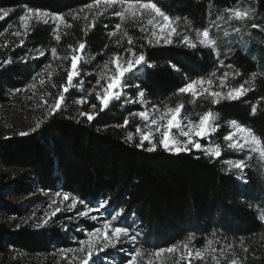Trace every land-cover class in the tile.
<instances>
[{"label":"trees","instance_id":"16d2710c","mask_svg":"<svg viewBox=\"0 0 264 264\" xmlns=\"http://www.w3.org/2000/svg\"><path fill=\"white\" fill-rule=\"evenodd\" d=\"M152 2L176 21L178 32H186L193 41L197 31L216 25L215 19L226 17L229 8L249 12L246 20L234 23L258 27L264 24V0ZM89 3L94 0H0V8L15 9L0 23V33L8 24L18 23L19 16L28 7L63 14L71 27L61 29L59 42L52 34L53 25L33 20L28 28L27 44L44 51L49 58L52 47L57 48L58 54L68 55L69 46L77 48L84 42L87 54L93 56L88 73L94 65L123 53L131 36L137 52L140 44L145 45L143 51L151 67L132 77L130 96L136 98L138 91H143L152 107L183 102L185 117L193 120L211 110L218 127L200 142L204 147L220 143L223 155L214 159L196 150L171 154L159 144L152 152L147 151L148 143L143 149L137 147L136 129L141 123L136 113L142 109L137 103L122 106V101H114L100 111L98 101L92 96L90 104H97L98 115L91 122L72 107L49 116L50 105L48 108L38 105L34 107L37 117L34 124H41L37 132L27 136L14 134L0 142L1 167L21 170L8 184L10 194L25 196L36 186L51 192H67L88 205L106 201L108 215H118L115 225L140 233L135 247L142 255L137 264H185L179 260L183 244L187 243L195 252L206 249L208 240L213 241L212 246L218 251L222 245H231L241 264H264V219H261L264 217V160L245 151L229 149L228 142L223 140L231 131V122L236 121L264 142V27L253 28L254 36L242 32L252 38V41L245 40V47L237 42L236 30L228 31L222 39L215 36L216 46L212 49L200 46L188 49L175 38L172 45L156 44L155 40L153 45H148L145 36L151 38V26L147 25V18L143 26L149 32H140V24L114 15L121 6L100 5L89 11L85 9ZM75 16L80 19H74ZM93 19L95 26L89 28ZM116 23L121 24V29L113 37L110 33ZM214 53H218V59ZM220 60L224 61L223 65L219 64ZM39 63H12L1 68L0 101H8L5 89L24 86L33 77V66L38 67ZM68 68L66 63L47 84L51 86L50 104L55 103V95L66 84ZM225 72L228 73L226 87L220 89L219 77ZM200 77L213 78L217 85L213 90L227 93L243 83L249 91L239 100H224L216 105L204 97L193 100L189 95L177 94L179 87ZM129 135L134 136L131 141L127 139ZM238 160L245 161L243 172L233 167L232 161ZM241 242L247 252L241 249ZM53 245H67L56 227L34 229L20 224L8 234L0 228V264L16 263L7 257L6 247L36 254L51 251ZM172 245L177 246V253L155 254ZM232 252L228 253L229 260ZM192 264L213 262L193 260Z\"/></svg>","mask_w":264,"mask_h":264},{"label":"snow or ice","instance_id":"6c2138e0","mask_svg":"<svg viewBox=\"0 0 264 264\" xmlns=\"http://www.w3.org/2000/svg\"><path fill=\"white\" fill-rule=\"evenodd\" d=\"M103 5L105 7L121 6V10L115 11L114 15L122 20H129L134 23H138L140 32L148 33L149 29L143 26V21L146 19L148 26H151L150 37L147 35L145 39L148 45H153V40L156 44L161 42L165 45H172L175 40L188 49H197L198 46L205 49H212L216 46V41L210 35V27H205L201 31L196 32V41L190 38L186 32H178L179 25L170 16H168L157 3L152 2V0H94V3H89L85 5L86 10H92L93 8H98V6ZM15 11L14 8H0V21L5 20L9 15ZM228 13L230 18L236 20H244L249 16L248 11H239L233 8H229ZM99 15V12L96 13ZM74 19H80L79 16H75ZM87 21V17H84ZM179 18H177L178 20ZM36 21L37 23H43L44 25L51 24L52 34L57 42L61 40V29L70 28L71 24L68 23L63 14H50L46 11H41L40 9H33L28 7L22 15L19 16V22L25 30L28 29L31 21ZM95 20L88 24V27H94ZM255 28L256 25L253 24ZM115 30L110 33L111 36H117V32L121 29V24L116 23L114 25ZM238 31V30H237ZM20 35L19 32L15 33ZM23 45L24 41H20ZM127 47L124 49L123 53H117L111 57L109 62L103 64L105 70L109 69V63L114 65L111 69L112 74L105 76L102 72L99 79H97L96 84L101 87V91L95 92V98L100 105V111L107 108L113 100H120L122 95V89L128 79L133 76L139 75V69L141 66L151 67L146 58L145 52L143 51L144 44H140V51L137 52L135 45L133 44L132 37L129 36L127 39ZM72 52L70 56V69L67 71L66 84L63 86L62 90L59 92L58 97L54 104L49 108V116L54 115L57 110L61 108L62 102L65 100V94L68 93L72 87L74 78H78L81 73L79 70V64L81 62V53L86 48L84 42L79 43L78 48H71ZM39 52V57L45 56V52L42 50H37ZM51 57L53 59H61L59 57L57 48L52 47L50 50ZM214 56L218 59V53H214ZM35 57V58H39ZM7 63V61L5 62ZM224 61L220 60L219 64L223 65ZM50 67V65L45 66ZM37 76L40 73H36ZM51 75V73H49ZM215 73H212V77H215ZM228 73L225 72L223 76L219 77L218 87L223 89L226 87V80ZM101 80H105V83L101 85ZM40 83L43 84L44 80L41 79ZM216 82L213 78L200 77L198 79H192L190 82H186L183 86L177 89L178 95H189L193 100L198 97H204L209 100L211 104L216 105L221 101H235L239 100L242 96L246 95L249 89L245 88L244 84H240L239 87L231 88L227 93L219 90H213L216 87ZM31 88H35V84L29 85ZM17 92L20 89H16ZM95 91V89H93ZM144 92L140 91L138 93V100H125L127 103L140 102L143 103ZM81 105L88 103L86 99H81L78 101ZM45 103H47L45 101ZM90 108L93 110L91 112H81L82 117H86L87 121H93L95 115H98L97 104H90ZM185 105L183 102L175 103V106H167L161 108L159 104H154L152 107V113L149 111H139L136 113L143 121L147 122L152 130L143 131L137 128L138 132H141L139 138V144L137 147L143 149L145 142H147L150 147L147 151L152 152L157 149V146H161L164 150L171 154H181V153H191L193 150L197 152L203 151L204 154L210 158H220L223 153L220 143H215L212 145L209 143L207 147L201 144V140H205L211 135L212 132L216 130L218 125L213 123V113L211 110L204 112L199 115L198 120H193L187 118L185 120L182 113L184 112ZM256 108H252V113L255 114ZM186 115V114H185ZM124 124L127 125L128 121L125 120ZM233 131H230L223 137L224 141H227L229 149H235L238 152H244L246 149L250 152L258 153L261 160H264V142L261 141L259 137L254 135L251 129L240 126L236 121L231 122ZM41 128V124L37 123L35 127L31 128L29 131L20 132V136L31 135ZM175 130V134H174ZM158 137V140H157ZM132 135L128 136V140H132ZM233 167L243 172L245 168V161L240 160L239 162L233 164ZM57 197H61V201L58 204L56 199H52L48 207L54 210L49 213H44L45 219L41 224L36 225L38 228H44L49 224L51 217H55L58 213L71 212L76 209L77 204L83 205V211H78L72 217H68L69 221L78 220L79 218H89L90 222H95V226L92 230L85 231L82 228H76L74 231L80 233L81 236L86 238L79 239L77 243L78 248H68L61 249L60 252L67 256L68 253L78 252L79 257L73 256V259H78L79 264H113V262L104 259L107 254L106 250L112 249L118 253H123L127 259L125 264H137V259L142 255L141 251L137 245L138 237L140 233H133L129 227L125 226H114L113 222L117 221L118 215L113 213L111 217L96 215H90L94 210L89 208L83 200H79L76 197H71L69 193L57 192L55 194ZM65 204V202H69ZM106 201H100L99 207H104ZM122 212V210H121ZM264 219V217H261ZM215 235V233H213ZM218 242V241H217ZM133 245L131 252L125 251L123 247L118 245L123 244ZM208 247L206 249H201L193 252L187 243L183 244V253L179 255V260L184 261L185 264H192L193 260L196 261H207L210 259L213 264H221V260H224V264H241V261L235 258V253L232 252V246L227 247L221 246L219 251L213 247V241H207ZM241 249L244 252L248 250L243 247V242L240 244ZM175 254L178 252L177 246L172 245L166 249L161 248L155 254L159 256L161 253ZM232 252V258L229 260L228 253Z\"/></svg>","mask_w":264,"mask_h":264},{"label":"rangeland","instance_id":"374dc122","mask_svg":"<svg viewBox=\"0 0 264 264\" xmlns=\"http://www.w3.org/2000/svg\"><path fill=\"white\" fill-rule=\"evenodd\" d=\"M235 10H239L242 12L245 11L241 8H236ZM3 21H0V23ZM215 21L216 25L211 24L209 26L210 35L214 40L217 39L215 38V36L222 39L228 31L238 30L237 32L239 33V35L236 34V37L238 39L237 42H239L240 46L245 47V40L252 41V38H248L242 32L245 31V34H251L254 36L255 32L253 29V25H250L249 23H234V21L237 22L243 20L230 18V14L228 12L226 13V17L217 18L215 19ZM262 27H264V24L262 26L260 25L259 27L258 25H256L255 29L259 28L260 30V28ZM17 32H19L20 35H16L15 33ZM27 33L28 29L25 30L20 24L19 20L18 23L14 22L13 24H8L7 28L2 33H0V70L1 68L6 67L12 63H21L22 65H24L31 64L32 62H40L38 67L33 66V77L29 79L24 86L16 88L20 89L19 92H17L16 89H5V92L8 96V101H0V142H5L6 140L12 138L14 134L19 135L20 132L29 131L34 127V123L37 120V117L34 113V107L41 105L48 108L49 105H52L50 104V98L52 97L50 93L51 86H48L47 84L51 82L53 75L57 73L58 70L64 68V65L66 63L69 64L68 70L70 69V56L72 52H70L68 55L58 54L59 57H61V59L59 60L53 59L51 57V54L49 58H47L46 54L43 57H39V52L37 51L38 49H33L28 46ZM21 40L24 41L23 45H21L20 43ZM255 42H257V44L259 43L256 39ZM35 57L39 58L37 59ZM92 57V55L87 54L85 49L81 53V62L79 64L81 75L78 78H74L72 87L70 91L65 94V100L62 102L60 109L66 110L67 108L72 107L78 113L93 111L90 108L91 98L92 96H95V92H99L102 90L101 87L96 84V81L97 79H99L102 72L105 74V76L111 75V69L114 67V65L109 63V69L105 70L103 68L104 63H98L97 65H94V67L88 73L87 71L92 65L90 64L91 60H93ZM6 61L7 63H5ZM109 61L110 60H108L107 62ZM47 65H50V67L46 68L45 66ZM145 68L148 67L141 66L139 69V74L142 73ZM38 72L40 73L39 76L36 75V73ZM49 73H51V75H49ZM88 74H90L91 76V78L89 79H87ZM41 79L44 80L43 84L40 83ZM131 79L132 77L126 81L125 86L123 87L121 99L113 100L112 102L122 101V106H127L133 103L126 104L124 102L125 100H138V93L140 91H138L136 98H132L128 91L129 86H132L130 84ZM33 83L35 84V88L29 87V85H32ZM104 83L105 80H101V85H103ZM133 86L136 87V85ZM93 89H95V91H93ZM59 92L57 93V95H55L56 98L58 97ZM81 99H86L88 103L81 105L78 102ZM45 101L47 103H45ZM112 102H110V104ZM135 103L141 105L142 109L140 111L147 110L150 112V114L152 113V106L148 104L145 95L143 103ZM182 115L186 120L187 118L185 117L184 112L182 113ZM138 118L141 123L139 126L141 132L152 130L147 122L143 121L139 116ZM215 119L216 118L213 115L214 124ZM231 131H233L232 127ZM141 132H138L136 129V136L138 137V139L140 138ZM133 135L135 136V133H133ZM211 144L214 145L213 143ZM245 152H248L250 153V155H254L260 158L258 153L250 152L247 149L245 150ZM239 161L240 160H238V162ZM232 162L237 163L236 161ZM18 172H21L19 168H3L0 165V228L5 234H8L15 231L20 224L29 225L30 228L34 229H50L52 227H56L58 228L60 236H62L67 241V245H53V249L51 251L47 253L36 254H31L26 251H19L11 247H6L7 257L12 261H15V264H79L78 259H73V256L79 257L80 254L78 252L68 253L67 256H64L60 252V250H66L68 248H78L79 244L77 243V241L86 237L81 236L80 233L74 231V229L82 228L85 231L92 230V228L95 226V222H90L89 218H79L78 220L69 221L68 217L74 216V214L78 211L85 210L83 205L77 204L76 209H74L73 211H62L55 217H51L49 220V224L44 228L36 227V225L41 224L46 218L44 213L47 212L50 214L54 210L53 208L48 207L51 200L56 199L57 203H60L61 197H57L55 194L57 192H64H51L35 186L33 191L25 196H12L9 192L8 184L11 178ZM70 196L74 197L71 194ZM67 203H70V201L65 202V204ZM86 205L94 210L92 213H90V215H96L98 217H111L112 215H108L107 211L105 210L107 208V204H105V206L102 208L98 206L99 202L95 203L94 205ZM115 222L116 221L113 222V225L117 226L115 225ZM132 246L133 245L126 243L123 245H118V248L123 247L125 251L131 252L133 248ZM106 253L107 254L104 256L105 260L113 262V264H125L127 257L123 253H118L112 249L106 250Z\"/></svg>","mask_w":264,"mask_h":264}]
</instances>
